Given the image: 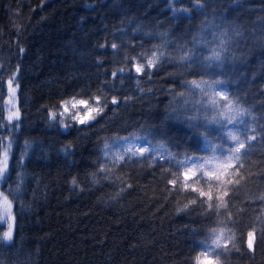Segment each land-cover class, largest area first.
<instances>
[{"label":"trees","instance_id":"1","mask_svg":"<svg viewBox=\"0 0 264 264\" xmlns=\"http://www.w3.org/2000/svg\"><path fill=\"white\" fill-rule=\"evenodd\" d=\"M182 8L188 11L173 10ZM194 38L209 42L197 44L199 60L169 62L183 54L181 46L192 48ZM220 40L226 48H218ZM212 48L222 62H205ZM157 50L166 56L149 74L112 76L132 67L125 57ZM13 73L21 118L18 127L5 128L3 102ZM0 80V153L11 141L4 194L19 185L9 195L15 230L12 242L0 240V264H193L206 250L202 242L211 247L212 230L222 228L238 237L236 245L216 249L211 259L264 264V0H0ZM192 80L223 81L215 91L245 110L236 117L242 123H208L223 102L214 109L199 89L190 92ZM96 94L108 107L90 126L62 130L49 122L48 109L62 99ZM113 96L118 106L111 105ZM229 132L246 148L238 175L231 170L237 182L226 188V207L217 210L213 199L209 209L198 193L167 184L183 181L190 157L199 158L196 164L210 160L205 171L225 162L235 146ZM130 136L146 137L155 151L114 165L111 156L123 142L113 138ZM105 143L113 145L109 157ZM136 145L149 146L143 139ZM215 145L223 151L213 152ZM101 163L112 171L99 172ZM193 186L210 187L207 180ZM211 188L219 194L215 183Z\"/></svg>","mask_w":264,"mask_h":264},{"label":"snow or ice","instance_id":"2","mask_svg":"<svg viewBox=\"0 0 264 264\" xmlns=\"http://www.w3.org/2000/svg\"><path fill=\"white\" fill-rule=\"evenodd\" d=\"M41 4H43V0H41ZM194 7H201L199 3L195 4ZM174 11L179 12H187L188 9H173ZM215 39V37H214ZM208 41L203 39L197 41L195 38L193 40V47L190 49L185 50V46H181V51L183 52L182 55L179 57H168L169 62L173 63H180V64H187L191 66V64L195 63L196 60L200 59V53L197 51V44L202 45L204 48H207ZM101 47H105L101 45ZM112 49H117V44L111 45ZM227 44L225 40H220L218 48H226ZM21 52L24 51L23 48L20 49ZM166 53L162 51H152L151 56L148 57L146 54L141 53L139 57H132L129 59L125 57V59L132 65L129 69H117L112 73L113 77H116L118 73L121 72H132L134 71L137 77L145 74H149L147 70L154 69L159 65V62L164 59ZM205 62L210 63L212 61L222 62V55L221 52L217 48L211 49V54L204 58ZM139 61H145L144 63H140ZM18 71V70H17ZM16 79V73H13L12 78L8 80L9 86V97L10 101L15 97L17 86L14 87ZM224 82L221 80H214V81H188L186 85L191 92L193 89H199L202 96L205 98L207 103L211 105L214 109H219L221 107V102H223L222 110L217 111V117H213L208 120V123H215L224 125L227 123L237 122L242 123V121H237L236 117L239 115L244 114L245 110L240 109L238 104L229 98L228 94L225 91H215L217 86L222 85ZM0 84H3L2 80H0ZM206 89H212L213 91L209 94ZM180 97H184L185 93H179ZM175 99V97H174ZM9 101V102H10ZM126 102V101H125ZM187 103V101H185ZM111 105L118 106L120 104V100L117 96H113L110 101ZM200 103V101H197ZM108 107V103L106 102L105 98L99 94L92 95L85 98H78L77 95H73L70 98L62 99L59 101V104L53 106V108L48 109V119L51 124L58 123L62 129H67L69 127H73L76 125L82 126H90L92 122L96 121L98 117L104 114L105 109ZM20 112L17 109L15 112H12L8 117L7 121L8 124L4 125L7 128L9 125L14 127H18V121L20 120ZM198 119V117H190L189 121ZM195 127V125H191ZM232 141L235 142V146L231 147L228 151L230 155L226 159L225 162L221 164L212 165L215 169L214 171H205L210 164V160L206 159L204 164H196L194 163L199 158L197 157H190L188 160L184 161L183 163L187 164L189 162H193L192 167H188L182 173L183 181H178L177 178H172L167 180V184L171 185L175 188L178 183L180 184L182 191H191L193 193H198L199 198L201 200L207 199L208 208H213V199L217 201L215 204V208L219 210L220 208L226 207L225 204V197L228 196V192L226 188L230 184H234L237 181L230 179L232 175V169H237L236 174L238 175L239 169L237 165H239L240 159L243 155H245V142L241 141L238 136L232 135L231 132L228 134ZM145 140L149 146H137V140ZM206 139V137H205ZM249 141L254 140V136L247 137ZM122 141L121 149L122 151H117L113 153L111 156V162L114 165L122 164L126 161H132L133 158H138L140 160H146L152 153L155 151V148L151 147V142L147 141L146 137H139V136H130V137H115L113 138V144L116 141ZM126 145V146H125ZM113 145L105 143L103 145V155L105 157H109V151ZM70 147V146H69ZM161 147H163L161 145ZM213 152L217 151L218 149L223 151V145H215L212 146ZM11 151V141L9 140L6 145H3V152L0 153V181L4 180L5 175L9 169V153ZM163 159V157H161ZM212 160L215 157L211 158ZM231 161H234L231 162ZM150 163H155V158H153ZM195 169V170H194ZM99 172H111L112 169H109L106 164L101 163L98 169ZM203 173V176L199 174ZM95 173L92 174L93 183H98L95 179ZM175 175V174H173ZM105 179H108L105 176ZM207 180L209 183V191L205 192L202 188H198L193 186V182H202ZM215 183L217 185V192L219 194L213 195V191L211 185ZM71 184L75 187H78L77 179L74 177L71 180ZM131 187V185H128ZM19 191V185L16 189L11 190L7 195L3 192H0V221H7L8 222V230L4 231L2 235H0V240L5 243H9L13 241L14 237V230H15V217L12 215L13 203L12 200L9 199V195H14V193ZM196 200L190 201V204H195ZM189 207V205H184V208ZM183 209L178 208L177 211H182ZM3 223H0V227H3ZM230 231V230H228ZM261 236L264 237V233H261ZM212 237V246H208L202 242V246L206 249L205 251L199 252L193 258V264H219L217 260L211 259L210 257L215 254L216 249L223 247L225 250H228V245L231 244L233 247L236 245V241L238 237L233 234H227L225 229H220L219 232L213 229L211 232ZM242 239V238H241ZM223 242V243H222ZM256 245V230L253 229L247 232V239H246V247L248 250H254Z\"/></svg>","mask_w":264,"mask_h":264},{"label":"rangeland","instance_id":"3","mask_svg":"<svg viewBox=\"0 0 264 264\" xmlns=\"http://www.w3.org/2000/svg\"><path fill=\"white\" fill-rule=\"evenodd\" d=\"M15 87V86H14ZM17 91H16V94H15V97L13 99H11L10 101V97H9V87H8V90H7V93L5 94V99H4V102H3V106L5 107V110H6V118L12 113V112H15L17 110ZM10 101V102H9ZM58 124V123H57ZM59 126V124H58ZM78 126V125H76ZM60 127V126H59ZM61 128V127H60ZM62 129V128H61ZM68 129V128H67ZM67 129H62V130H67ZM9 140L6 141V144ZM3 152V151H2ZM10 154V153H9ZM6 178V175L4 177V180ZM4 180L0 181V192H3V189H2V185H3V182ZM4 193V192H3ZM13 210V209H12ZM12 215H13V211H12ZM0 223H3L4 225V231H7L8 230V222L7 221H0Z\"/></svg>","mask_w":264,"mask_h":264}]
</instances>
